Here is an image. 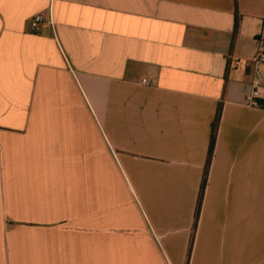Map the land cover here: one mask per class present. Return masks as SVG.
Listing matches in <instances>:
<instances>
[{
  "label": "crops",
  "instance_id": "crops-1",
  "mask_svg": "<svg viewBox=\"0 0 264 264\" xmlns=\"http://www.w3.org/2000/svg\"><path fill=\"white\" fill-rule=\"evenodd\" d=\"M263 37L264 0H0V264H264Z\"/></svg>",
  "mask_w": 264,
  "mask_h": 264
},
{
  "label": "built area",
  "instance_id": "built-area-1",
  "mask_svg": "<svg viewBox=\"0 0 264 264\" xmlns=\"http://www.w3.org/2000/svg\"><path fill=\"white\" fill-rule=\"evenodd\" d=\"M44 22V16L43 15H37L33 18L31 21V26L33 29H39L41 24ZM260 47L258 54L256 57L250 61H247L245 64L248 67H253L255 71V85H256V90L253 92V94L249 97V105L251 106H257V100L261 97V92H260V79L262 77V71H261V66L264 65V37L260 39Z\"/></svg>",
  "mask_w": 264,
  "mask_h": 264
},
{
  "label": "trees",
  "instance_id": "trees-1",
  "mask_svg": "<svg viewBox=\"0 0 264 264\" xmlns=\"http://www.w3.org/2000/svg\"><path fill=\"white\" fill-rule=\"evenodd\" d=\"M238 21V20H237ZM213 149V147H211ZM205 184V183H204Z\"/></svg>",
  "mask_w": 264,
  "mask_h": 264
}]
</instances>
